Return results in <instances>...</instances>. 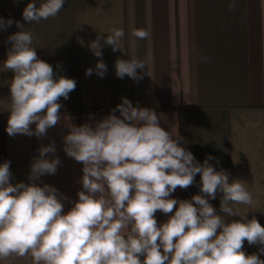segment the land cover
Returning <instances> with one entry per match:
<instances>
[{
    "label": "clouds",
    "instance_id": "9594fccd",
    "mask_svg": "<svg viewBox=\"0 0 264 264\" xmlns=\"http://www.w3.org/2000/svg\"><path fill=\"white\" fill-rule=\"evenodd\" d=\"M65 0H30L22 17L27 24L55 17ZM237 0H231L230 10ZM14 23L0 17V31ZM19 31L7 42L11 47L3 61L13 73L6 132L45 137L61 123V98L67 100L76 81L56 76L52 65L40 59L33 34ZM123 29L90 42L98 59L86 76L103 78L107 66L101 49L120 50ZM144 40L149 32L133 29ZM103 40V43H101ZM208 57H202L207 61ZM115 74L139 81L145 62L137 59L115 61ZM104 118L79 126L71 124L63 136V151L83 165L81 190L75 201L49 184H37L42 176L55 175L61 160L55 155V141L41 145L33 158L28 183H11V161L0 164V260L30 256L32 264H264V226L253 217L240 216L237 204L252 205V194L239 179L203 163L161 126V114L134 106L126 97ZM119 112V115H116ZM35 125V129L32 128ZM48 154L53 158L48 159ZM200 175L199 194L191 199L173 198L176 190H187ZM220 194L219 211L209 202ZM71 207L65 212L64 201ZM167 217L158 223L156 213ZM231 217V220L226 219ZM239 217V219H234ZM258 245V253L247 254Z\"/></svg>",
    "mask_w": 264,
    "mask_h": 264
},
{
    "label": "crops",
    "instance_id": "0c3cea01",
    "mask_svg": "<svg viewBox=\"0 0 264 264\" xmlns=\"http://www.w3.org/2000/svg\"><path fill=\"white\" fill-rule=\"evenodd\" d=\"M30 0H0V17L14 23L0 31V164L11 161V183H28L30 164L41 145L55 141L61 163L55 175H45L37 184L54 186L78 199L83 165L63 151V136L71 124L94 123L107 116L128 98L134 106L161 114V126L184 138L183 143L197 162L209 163L239 179L252 194L253 204H237L240 216L255 217L264 226V0H65L55 17L27 24L22 12ZM37 5L42 0H35ZM33 34L32 47L40 59L52 65L56 76L76 81L69 98H61V123L45 137H9V84L13 73L3 61L11 45L9 35L19 31ZM123 29L120 50L105 45L103 78L95 72L98 58L89 48L98 34ZM133 29L149 32L147 39L132 35ZM103 43V40H101ZM202 57H208L205 62ZM145 62L137 69L142 79L134 81L115 74L116 59ZM119 115V112H116ZM35 129V125H32ZM48 159L53 158L48 154ZM200 175L187 190L177 189L173 198L191 199L199 194ZM220 194L210 200L219 211ZM65 212L71 207L64 201ZM158 223L167 217L156 213ZM231 220V217H226ZM234 219H239L235 217ZM258 245L244 243L247 254L258 253ZM260 258L264 260V255ZM0 264H32L30 256L10 257Z\"/></svg>",
    "mask_w": 264,
    "mask_h": 264
}]
</instances>
